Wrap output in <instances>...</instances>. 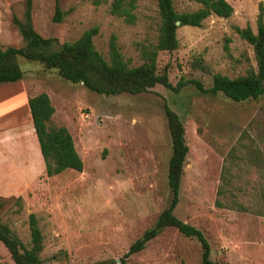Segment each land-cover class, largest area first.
I'll list each match as a JSON object with an SVG mask.
<instances>
[{
  "label": "rangeland",
  "instance_id": "obj_1",
  "mask_svg": "<svg viewBox=\"0 0 264 264\" xmlns=\"http://www.w3.org/2000/svg\"><path fill=\"white\" fill-rule=\"evenodd\" d=\"M56 1L57 23L51 21L54 0H31L30 9L32 28L53 40L51 51L95 26V51L107 59L113 36L122 58L135 67L142 63L141 47L155 42L154 0H138L133 25L112 17L108 3L93 7L80 0ZM225 1L232 7L229 18L210 16L198 28L178 27L177 49L158 53L157 67L167 65L172 88L195 80L206 89L214 74L233 79L255 69L251 47L233 28L249 26L254 32L256 6L261 2L264 11V0ZM172 5L178 13L198 7L183 0H172ZM24 8L25 0H0L1 49L22 46L11 17L21 19ZM20 67L23 78L0 88L24 86L27 97L45 93L54 110L50 125L67 130L82 163L80 172L46 177L33 133L24 130L18 136L17 126H11L17 118L10 93L0 95V222L27 247V217L35 216L43 238L40 264H119L129 245L152 226L168 200L163 106L179 117L188 149L174 216L202 233L212 264H264V116L259 102L231 103L192 84L176 93L154 86L135 96L106 97L36 63L22 61ZM27 145L35 148L25 152L26 164L33 167L28 175L27 165L21 166ZM199 258L195 240L165 228L125 264H199ZM0 264H12L1 244Z\"/></svg>",
  "mask_w": 264,
  "mask_h": 264
},
{
  "label": "trees",
  "instance_id": "obj_2",
  "mask_svg": "<svg viewBox=\"0 0 264 264\" xmlns=\"http://www.w3.org/2000/svg\"><path fill=\"white\" fill-rule=\"evenodd\" d=\"M98 7L108 3V13L127 25L136 20L135 10L138 0H80ZM157 10V35L154 44L141 47L139 56L142 63L129 67L122 58L113 36L107 43V59L94 49L92 39L97 34L95 26L85 30L71 43H63L57 50H49L52 39L43 38L32 28L31 0H25L21 19L11 17L22 46L0 48V84L13 83L23 78L20 64L22 61L36 63L44 71H53L59 78L71 84H81L87 91L102 96L139 95L148 92L154 86H161L174 93L181 87L192 84L199 92L211 96L219 95L231 103L247 101L259 102V109L264 116V21L263 5L257 3L254 20V32L249 26L234 27L235 34L247 43L252 50L255 69H249L243 76L229 79L214 74L210 86L206 89L195 80L178 82L174 88L167 80V65L158 69V53H171L177 49L175 31L178 27L201 26L210 16L229 18L232 7L225 0H183L198 7L192 11L176 12L172 0H154ZM54 0L51 21L57 23L61 12ZM179 25L175 26V22ZM226 50L227 48L224 47ZM27 109L33 134L43 163L46 177L58 175L65 170L80 172L82 163L77 156L71 137L64 127L50 125L54 112L45 93L27 98ZM163 115L169 140V153L166 162V187L168 200L157 215L152 226L144 230L134 240L126 252L118 259L125 264L133 254L144 249L165 228L175 229L181 236L193 239L200 249L199 264H212L209 245L196 228L176 218L173 211L178 203L179 187L183 166L187 156L182 123L176 113L163 106ZM28 245L10 231L7 225L0 222V244L7 252L12 264H40L42 235L33 214L27 217Z\"/></svg>",
  "mask_w": 264,
  "mask_h": 264
},
{
  "label": "crops",
  "instance_id": "obj_3",
  "mask_svg": "<svg viewBox=\"0 0 264 264\" xmlns=\"http://www.w3.org/2000/svg\"><path fill=\"white\" fill-rule=\"evenodd\" d=\"M14 84H15V82H14ZM0 87H3V86H0ZM11 90H13V91H15L17 93L13 96V94H11L13 91H11ZM0 91H2V92H0V95L4 96L5 98L10 93L9 94L10 95L9 102H11V103H9V105L10 104H11V106L15 105V106H13L14 107L13 111L16 113L15 114L16 115L15 118H17V120H15V122L12 123L11 126H17V129L15 131L18 134L20 133V135H18V136L21 137V132H23L24 130H26V132H32L33 133L31 121H30L29 114H28L27 103H26L28 97L25 95L26 90H25L24 86H16L15 87V85H11L7 89H6V87L3 88V89L0 88ZM9 95H8V97H9ZM15 107H16V109H15ZM5 125H7V124H5ZM6 127H9V126H6ZM6 127H4V129ZM24 147L25 148H23V149H25V150H22V155L25 158H24V162H23V164L21 166L27 165V169L25 167V169H24L25 171L24 172H26V175H28L29 174L28 172H30L29 168L33 169V167L30 164L29 165L26 164V162H25V159H26L25 152L26 151L28 152L30 148H31V150L34 151L35 148H34L33 145L31 147L27 145V148H26V146H24ZM35 154H36V152H35Z\"/></svg>",
  "mask_w": 264,
  "mask_h": 264
},
{
  "label": "water",
  "instance_id": "obj_4",
  "mask_svg": "<svg viewBox=\"0 0 264 264\" xmlns=\"http://www.w3.org/2000/svg\"><path fill=\"white\" fill-rule=\"evenodd\" d=\"M178 25H179V23L176 21V22H175V26H178Z\"/></svg>",
  "mask_w": 264,
  "mask_h": 264
}]
</instances>
